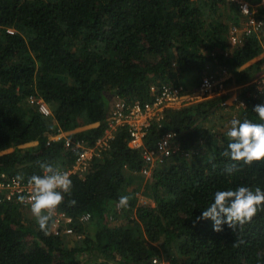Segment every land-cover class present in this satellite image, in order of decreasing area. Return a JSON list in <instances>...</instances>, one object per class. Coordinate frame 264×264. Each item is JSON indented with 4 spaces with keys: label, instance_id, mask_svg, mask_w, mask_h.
<instances>
[{
    "label": "trees",
    "instance_id": "trees-1",
    "mask_svg": "<svg viewBox=\"0 0 264 264\" xmlns=\"http://www.w3.org/2000/svg\"><path fill=\"white\" fill-rule=\"evenodd\" d=\"M257 14L260 32L231 45L230 28L245 20L231 0H0V181H28L43 174L42 163L67 169L78 150L50 136L62 131L95 146L113 97L151 100V84L190 93L186 76L194 75L197 90L203 74L222 70L225 85L237 88L231 104L227 92L166 109L144 144L152 148L170 133L179 149L147 176L142 151L118 130L83 178L69 176L71 194L55 210L64 217L54 227V213L48 235L25 216L28 206L0 200V264H258V257L264 264V211L237 233L196 221L217 190L264 191V162L229 175L231 161L221 155L233 118L261 123L252 109L264 104L256 83L264 78V7ZM29 95L51 115L29 104ZM121 196L127 207L118 206Z\"/></svg>",
    "mask_w": 264,
    "mask_h": 264
},
{
    "label": "built area",
    "instance_id": "built-area-1",
    "mask_svg": "<svg viewBox=\"0 0 264 264\" xmlns=\"http://www.w3.org/2000/svg\"><path fill=\"white\" fill-rule=\"evenodd\" d=\"M231 1L236 4L240 12L242 6L249 9V15H244L245 20L243 19L240 25H233L229 30V42L235 45L243 41V36L252 33L258 34L260 32V27L263 25V17L261 16V18L256 13L259 7H264V0L259 5L250 4L247 0ZM8 32L11 33L12 31L8 30ZM256 83L259 90L264 89V78L263 80H257ZM222 90L223 82L221 80L214 79L213 76H204L196 92L183 93L181 92V87L175 88L168 84H151L149 86V91L152 94L151 100L136 98L130 103H126L124 100L116 98L112 102L103 136L96 141L95 146L89 147L83 141H72L70 138L64 137L65 135L62 131H57L54 135L50 136V140L64 139V145L67 148L78 150L72 164L67 169L61 171L67 172L69 176L76 174L83 178L89 170L91 160L99 156L97 148H108L115 139L116 132L124 129L128 137V146L142 151L143 161H145L142 173L147 176L151 168L164 164L169 156H171L172 151L179 149V144L173 141L170 133L162 135L152 148L146 147L144 137L150 125L162 120L166 109L180 108L200 98L218 94ZM26 100L29 104L35 106L43 116L47 117L51 115L49 106L41 97L29 95ZM188 155L189 152H185V156ZM0 191L3 192V197L0 200L20 202L18 197L21 195L27 197L31 191V185L28 181L14 177L0 181ZM23 204L30 207L27 202ZM55 215L54 227L64 217L62 212L55 213ZM88 219V213L80 217L81 221H87ZM68 221H71L70 217L65 218V222ZM64 232L71 233L72 230L70 227H66V229L64 228ZM152 261L155 264H167L157 259H153Z\"/></svg>",
    "mask_w": 264,
    "mask_h": 264
},
{
    "label": "clouds",
    "instance_id": "clouds-1",
    "mask_svg": "<svg viewBox=\"0 0 264 264\" xmlns=\"http://www.w3.org/2000/svg\"><path fill=\"white\" fill-rule=\"evenodd\" d=\"M241 13L249 15V9L242 6ZM252 111L257 114L261 123L233 118L225 132L229 142L221 155L231 161L224 168V172L229 175L240 171L244 165L251 166L254 162H264V104L255 105ZM40 168L42 175L34 174L28 179L31 185L29 195L27 197L21 195L18 200L30 205L31 214L39 229L48 235L49 221L56 208L64 202L65 194H71L72 181L67 172H62L52 164L42 163ZM17 179L23 177L18 176ZM128 200V196H121L118 206L127 207ZM75 203V200L68 201L69 205ZM259 211H264V191L259 186L254 189L238 186L234 190L215 191L212 202L202 210L200 216L196 217V221L210 219L213 222V231H223V226L227 225L237 233L243 231L244 225L251 223ZM259 260L260 257L258 264Z\"/></svg>",
    "mask_w": 264,
    "mask_h": 264
},
{
    "label": "rangeland",
    "instance_id": "rangeland-1",
    "mask_svg": "<svg viewBox=\"0 0 264 264\" xmlns=\"http://www.w3.org/2000/svg\"><path fill=\"white\" fill-rule=\"evenodd\" d=\"M227 39H228V42H229V38H228V35H227ZM230 43V42H229ZM231 44V43H230ZM232 45V44H231ZM204 76H213V78L214 79H217V80H221L222 82H223V90L222 91H220V93L221 94H224V93H227V92H229L230 93V96L228 97V99H227V101H226V103L227 104H231L233 101H235V100H237V97H236V90H237V88L236 87H233V86H231V87H227L226 85H225V80L228 78V76H229V73L227 72V71H213V72H209V73H205V74H203L202 75V77H204ZM186 79L188 80V85H190V86H188V88H189V90L191 91V92H196L197 90L195 89L196 87H195V85H196V82H195V80H194V75H190L189 76V79H188V76H186ZM259 80H263V78L262 79H259ZM236 88V89H235ZM220 93H218V94H220ZM205 98V97H204ZM114 97L111 99V102L112 101H114ZM201 99V98H200ZM200 99H198V100H200ZM51 110V109H50ZM33 144H36L35 142H31V143H29V144H27L26 146H29V145H33ZM145 182H146V179L144 178L141 182H138L139 184H141V186H145ZM135 186H137V183H135ZM140 188H142V187H140ZM25 211V210H24ZM25 216H28V217H33V215L31 214V211H30V207L28 206L27 207V209H26V211H25ZM70 236H63V239H64V242L65 243H67V245H70L71 243H70V240H71V238H69Z\"/></svg>",
    "mask_w": 264,
    "mask_h": 264
}]
</instances>
